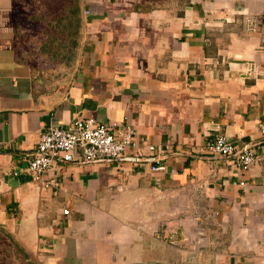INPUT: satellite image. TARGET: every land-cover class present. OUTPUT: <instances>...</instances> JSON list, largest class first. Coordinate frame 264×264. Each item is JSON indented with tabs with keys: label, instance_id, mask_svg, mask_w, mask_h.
I'll return each instance as SVG.
<instances>
[{
	"label": "crops",
	"instance_id": "crops-1",
	"mask_svg": "<svg viewBox=\"0 0 264 264\" xmlns=\"http://www.w3.org/2000/svg\"><path fill=\"white\" fill-rule=\"evenodd\" d=\"M25 1L0 0V264H264V0H64L55 74L19 49L17 11L45 15ZM75 117L163 168L128 151L30 179L40 131ZM217 131L252 145L247 170L204 149Z\"/></svg>",
	"mask_w": 264,
	"mask_h": 264
},
{
	"label": "built area",
	"instance_id": "built-area-1",
	"mask_svg": "<svg viewBox=\"0 0 264 264\" xmlns=\"http://www.w3.org/2000/svg\"><path fill=\"white\" fill-rule=\"evenodd\" d=\"M212 128L218 130L216 123ZM258 132L264 135V119L258 124ZM204 149L229 159L239 170H247L256 159L252 145L241 143L236 147L228 138L217 131L205 144ZM131 151L136 159L152 154L150 171L163 168L160 163L162 149L150 143L138 144L129 127L115 123H96L90 118L75 117L64 125L48 127L40 131L34 148L28 154L25 170L30 179L43 186L52 184L44 173L56 163L68 161H95L117 159ZM145 154V155H144ZM66 214L67 209H62Z\"/></svg>",
	"mask_w": 264,
	"mask_h": 264
},
{
	"label": "rangeland",
	"instance_id": "rangeland-1",
	"mask_svg": "<svg viewBox=\"0 0 264 264\" xmlns=\"http://www.w3.org/2000/svg\"><path fill=\"white\" fill-rule=\"evenodd\" d=\"M25 2L23 6L29 11L44 12L45 15L24 17L17 11L14 21L22 29L19 33L18 45L21 46L19 49L25 58L32 62L35 60L34 64L38 73L55 74L65 66L64 62L68 59V50L71 46L69 35L64 34V30L58 31L59 25L55 24L56 15L53 14L64 0H27ZM66 22V20L63 22L62 27L64 25V28L67 27Z\"/></svg>",
	"mask_w": 264,
	"mask_h": 264
}]
</instances>
